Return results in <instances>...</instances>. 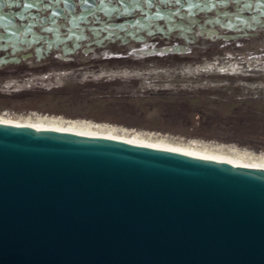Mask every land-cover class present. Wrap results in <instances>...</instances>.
I'll return each instance as SVG.
<instances>
[{
    "label": "water",
    "instance_id": "obj_1",
    "mask_svg": "<svg viewBox=\"0 0 264 264\" xmlns=\"http://www.w3.org/2000/svg\"><path fill=\"white\" fill-rule=\"evenodd\" d=\"M246 29L264 30V0H0V49L37 43V60L86 38L147 55L261 34ZM0 264H264V170L0 122Z\"/></svg>",
    "mask_w": 264,
    "mask_h": 264
},
{
    "label": "rangeland",
    "instance_id": "obj_2",
    "mask_svg": "<svg viewBox=\"0 0 264 264\" xmlns=\"http://www.w3.org/2000/svg\"><path fill=\"white\" fill-rule=\"evenodd\" d=\"M259 33L241 42L205 35L206 48L185 54L136 55L140 43L115 39L94 45L109 55L88 57L83 43L74 52L64 55L59 47L37 60L33 44L24 51L33 55V65L21 61L0 69V119L90 125L114 136L264 165V30ZM151 41L156 48L184 42Z\"/></svg>",
    "mask_w": 264,
    "mask_h": 264
},
{
    "label": "bare ground",
    "instance_id": "obj_3",
    "mask_svg": "<svg viewBox=\"0 0 264 264\" xmlns=\"http://www.w3.org/2000/svg\"><path fill=\"white\" fill-rule=\"evenodd\" d=\"M0 122L8 123V124H14V125H20V126L36 127V128L46 129V130L62 131V132H67V133L81 135V136L96 137V138H107V139L122 140V141H127V142L145 144V145H149V146H155V147L170 149V150L177 151V152H183V153H187V154L201 156V157H204V158H210V159H213V160H218V161H221V162L234 164V165H238V166H244V167H249V168H258V169H263L264 170V165L253 164L252 163V159H249V160H251L250 162L252 163V164H249L250 162L248 163L247 161L243 162V161L239 160V158H240L239 156H238V160L236 158L235 159L231 158V156H229L230 158H222V157L216 156V154L215 155L207 154V153L204 154L203 152L199 153V152H196V151L187 150V149H184V148L181 149V148L169 146V145L162 144V143L148 142V141H143V140H139V139H135V138L122 137V136H114V135H111V134H106V133L99 132L98 130H96V128L94 129L90 125L82 126V125H77V123H74V125H72L69 122H65L63 124L62 123L61 124L60 123H54L56 121H54L52 123H49V122L48 123H45V122L44 123H42V122L25 123V122L7 121V120H2V119H0ZM67 123H69V124H67ZM222 155H223V153H222ZM228 155H230V154H228ZM228 155L225 156V154H224L225 157H228ZM234 156H232V157H234Z\"/></svg>",
    "mask_w": 264,
    "mask_h": 264
},
{
    "label": "flooded vegetation",
    "instance_id": "obj_4",
    "mask_svg": "<svg viewBox=\"0 0 264 264\" xmlns=\"http://www.w3.org/2000/svg\"><path fill=\"white\" fill-rule=\"evenodd\" d=\"M193 29H195L196 31H199V27L198 26H194V28ZM249 30H251L252 32H249ZM246 29L245 30V32L246 33H258V32H260L259 30H253V29ZM142 35H144L145 37L147 36V33H146V30H143L142 31ZM188 35H190V34H188ZM205 35L207 36V32L205 33ZM204 35V36H205ZM158 36H160L161 37V39H164V40H166V42L167 41H169V39H167V38H164L163 37V35H162V33H160V32H157V33H155L154 34V36H152V37H148L147 36V39H146V41L145 42H148L149 44H150V48H151V46L153 45V43H152V39H155L156 37H158ZM203 36V37H204ZM257 37V35L256 36H254V37H252V38H256ZM125 38H129V40L130 41H128V42H133V43H140V42H138V41H136L135 39H131V36L130 35H125ZM177 38V37H176ZM205 38V37H204ZM207 38V37H206ZM205 38V39H206ZM183 39V38H182ZM230 39H234L235 41H237V42H241L240 40L241 39H244V37H241V38H237V39H235V38H230ZM249 39V38H248ZM115 40V39H114ZM183 41L185 42V40L183 39ZM91 43V41H90V38H86V39H83V40H81V41H77V44H83L84 43V46H83V52H84V49H91V48H93L94 49V52L96 53V54H99V53H97V51H96V48L94 47V45H96V46H99V45H97L96 43H91L90 45H86L85 43ZM112 41H109L105 46H108V44L109 43H111ZM118 42H120L121 43V38H118ZM128 42H126V43H128ZM183 42V43H184ZM19 44H21V42H19ZM32 44H37V43H32ZM141 44V43H140ZM99 47H104V46H99ZM206 48V47H205ZM13 49V47L12 46H10V45H8V48L7 49H0V69L1 68H3V67H6L8 64H20L21 62H19V63H15V62H7V60L8 59H10V58H16V57H20L22 54H25L24 53V51H27V49H29V48H25V50H18V51H16V52H14L13 54L11 53V50ZM36 49V48H35ZM77 49V48H76ZM204 49V48H203ZM49 51H51V52H53V50H55L54 48L53 49H48ZM134 50H136V49H134ZM19 53V54H18ZM85 53V52H84ZM92 53V52H91ZM102 53H106V55H109L110 53L109 52H102ZM102 53H100V54H102ZM47 54H49V52H47ZM86 54V53H85ZM151 54V53H150ZM178 54V53H177ZM180 54V53H179ZM19 55V56H18ZM26 55H32L31 53L30 54H26ZM32 57H33V55H32ZM37 58H38V56H37Z\"/></svg>",
    "mask_w": 264,
    "mask_h": 264
}]
</instances>
